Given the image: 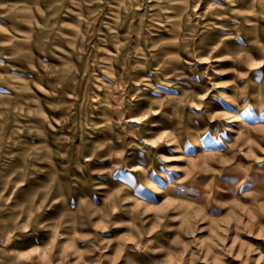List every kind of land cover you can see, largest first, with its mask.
<instances>
[{
    "label": "rangeland",
    "instance_id": "1",
    "mask_svg": "<svg viewBox=\"0 0 264 264\" xmlns=\"http://www.w3.org/2000/svg\"><path fill=\"white\" fill-rule=\"evenodd\" d=\"M0 264H264V0H0Z\"/></svg>",
    "mask_w": 264,
    "mask_h": 264
}]
</instances>
